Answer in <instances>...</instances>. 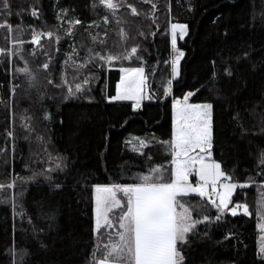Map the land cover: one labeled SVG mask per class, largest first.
<instances>
[{
    "label": "trees",
    "instance_id": "16d2710c",
    "mask_svg": "<svg viewBox=\"0 0 264 264\" xmlns=\"http://www.w3.org/2000/svg\"><path fill=\"white\" fill-rule=\"evenodd\" d=\"M126 2L140 15H131L123 6L113 15L100 0H8L9 13L0 0V49L6 50L0 55V184L5 185L0 189V264H89L96 239L93 186L139 182L140 176L160 166L164 181L170 180L172 154L160 142L171 139L173 100L189 92L190 103L213 104L212 159L221 163L232 182L249 185L238 187L229 209L247 204L252 214L232 216L226 211L221 221L197 224L199 235L190 236V245L184 246L185 264H264L259 250L264 219L257 212L264 196V165L259 164L264 150V0ZM60 9L66 10L61 16ZM105 15L108 23L102 19ZM76 19L82 23H68ZM175 22L187 24L189 31L178 42L184 56L180 74L173 77ZM33 29L52 30L54 36L42 37L37 45L32 43ZM89 33L96 35L95 42ZM136 45L137 52L131 53ZM88 48L130 58L101 67L98 58L85 63ZM222 58L232 67L230 77L223 72ZM45 62L47 70L41 67ZM25 67L36 75L34 87L19 71ZM121 67L145 70V95L153 98L144 99L138 110L133 101L108 99L116 93ZM76 84L81 90L64 99L68 86L76 91ZM61 163L62 170L57 168ZM33 173L52 180L44 174L21 179ZM13 178L15 187L8 188ZM189 180L197 182L195 173ZM57 183L60 188L54 187ZM178 199L193 219L218 214L208 198Z\"/></svg>",
    "mask_w": 264,
    "mask_h": 264
},
{
    "label": "snow or ice",
    "instance_id": "6c2138e0",
    "mask_svg": "<svg viewBox=\"0 0 264 264\" xmlns=\"http://www.w3.org/2000/svg\"><path fill=\"white\" fill-rule=\"evenodd\" d=\"M144 3H150L151 0H142ZM107 9L113 11L120 7L130 9V14L139 16L140 11L132 3L122 0V3H116L115 0H100ZM4 9L10 13L11 5L8 0H3ZM155 8V4L152 5ZM66 11V10H61ZM33 16H39L38 10H32ZM60 19V16H57ZM108 23V16L103 18ZM120 23L119 20L116 21ZM69 24H81L79 19L68 21ZM93 25L96 21L92 22ZM3 25H0L2 27ZM11 25L8 28L11 29ZM91 27V25L89 26ZM68 35H71L72 29H65ZM188 32V25L182 23L171 24V46L174 56L171 60V75L178 76L179 64L184 52L177 47V36L182 39ZM91 40L96 41V35L89 33ZM140 35H144L143 32ZM48 37L51 40L54 36L52 30L32 31V43L39 45L42 37ZM107 36V32H105ZM127 39V34H124ZM59 35L55 40L59 42ZM23 43V41H20ZM101 44L105 41H100ZM43 47V45H41ZM139 45L131 47V53H136ZM58 50V49H57ZM88 56L85 63H91L98 58L99 61L111 66L113 61L118 59H128L129 55L113 54L101 55L88 48ZM127 51V50H126ZM6 54L5 49H0V55ZM245 57L248 53L243 54ZM141 59V57H137ZM237 60L240 57L236 58ZM67 63V61H65ZM224 65L223 72L226 76H232V67L228 61L222 58ZM212 86L216 88L217 71L216 62L212 61ZM41 67L45 70L49 68L47 62ZM28 77L29 86L34 87L36 75L27 67L19 69ZM123 75L116 87V94L108 97L110 101H134L133 107L140 108L144 99H152L151 95L146 96L145 89V70L143 67H121ZM49 84L53 83L50 75L46 77ZM87 83V80H85ZM67 84V81H64ZM169 88L165 89V94L170 91L171 80L168 81ZM63 85L57 84L56 87ZM81 90L80 84H76V91L71 86L67 88L69 96H75L76 92ZM15 91V88L13 89ZM193 93L189 92L183 99H174L172 102L173 122L172 133L169 141H161L171 151V179L164 181L162 166L150 170V174L139 177V182L134 183H111L94 185V212H95V245L91 253L92 259L89 264H185L184 246L190 245L191 237L199 234L196 231V225L207 221L212 224L215 221H221L223 214L230 211L232 216L237 215V209L242 208L246 215H251L247 204H237L229 209L233 191L238 187L237 183L232 182V176L222 169L219 161L212 159L213 148V104L190 103L189 97ZM45 118H50L45 113ZM234 119L239 122V113L235 114ZM242 127V125H240ZM29 131L32 129L25 125ZM242 131H247L242 129ZM264 131V128L261 129ZM8 136H13L12 131H8ZM41 138L42 137H38ZM140 140L139 137L136 138ZM140 145L145 146L146 141L140 140ZM259 164L264 165V150L261 151ZM62 163L57 168L62 170ZM48 172L51 169L47 170ZM264 171V169H262ZM195 173L199 177V183L193 185L189 177ZM44 173H33L31 177L21 178L22 180L35 179L36 175ZM45 179L52 180L50 175L44 174ZM251 180V178H250ZM240 187L249 185L241 184ZM5 187L0 184V189ZM8 188L15 187V178L7 185ZM55 188H60V184H54ZM222 189V191L220 190ZM195 193L200 197H208L211 204L217 209L218 214L213 218L203 215L202 219H193L189 208L178 197L187 196ZM215 196V199L212 197ZM15 206V205H14ZM118 210V211H117ZM258 215L264 219V196L258 202ZM115 217V219L113 218ZM261 231H264V223L259 225ZM116 228L115 233L111 229ZM102 229L104 231H102ZM207 235V232L204 233ZM231 235V233H229ZM113 236L116 239H113ZM227 238V237H226ZM264 239V237H262ZM44 246V245H42ZM101 252V255H97ZM260 252L264 254V245Z\"/></svg>",
    "mask_w": 264,
    "mask_h": 264
},
{
    "label": "rangeland",
    "instance_id": "374dc122",
    "mask_svg": "<svg viewBox=\"0 0 264 264\" xmlns=\"http://www.w3.org/2000/svg\"><path fill=\"white\" fill-rule=\"evenodd\" d=\"M62 9H60L59 10V15L61 16V14L62 13H64V11L62 12L61 11ZM175 23H179V22H175ZM182 24H185V23H182ZM188 31H189V29H188ZM187 35H188V32H187ZM187 35H185L182 39L180 38V36L178 35L177 36V45H178V42H179V40H184L185 38H186V36ZM110 85H112V82L110 81ZM145 89H144V93L146 92V90H147V88H148V82L145 80ZM129 101H131V100H129ZM134 102V101H133ZM197 177V180H198V182L197 183H199V177L198 176H196ZM197 183H192L193 185H195V184H197ZM239 187V186H238ZM238 187L233 191V194H232V196H231V200H232V197L236 194V192H237V190H238ZM221 191H222V189H220ZM187 196H196V197H200V196H198L197 194H195V193H190V194H188ZM201 198H208L207 196L206 197H201ZM209 199V198H208ZM215 199V198H214ZM230 204H231V202H230ZM118 211V210H117ZM238 212V211H237ZM192 215V214H191ZM114 219H115V217H113ZM262 223H264V220H263V222H261L260 224H262ZM259 229H260V227H259ZM113 233H115V231H116V228H113L112 230H111ZM260 231H261V229H260ZM262 237H264V231H261V233H260V239H259V250H260V248H261V246L262 245H264V239H262ZM113 239H116V237L115 236H113ZM261 256L264 258V254H262L261 253Z\"/></svg>",
    "mask_w": 264,
    "mask_h": 264
},
{
    "label": "crops",
    "instance_id": "0c3cea01",
    "mask_svg": "<svg viewBox=\"0 0 264 264\" xmlns=\"http://www.w3.org/2000/svg\"><path fill=\"white\" fill-rule=\"evenodd\" d=\"M123 75V73L120 71V77ZM145 77H146V75H145ZM116 94V93H115ZM111 102H115V101H111ZM179 198V197H178ZM237 215H241V214H243V215H246L244 212H243V210H242V208H238L237 209Z\"/></svg>",
    "mask_w": 264,
    "mask_h": 264
},
{
    "label": "built area",
    "instance_id": "2783aa9c",
    "mask_svg": "<svg viewBox=\"0 0 264 264\" xmlns=\"http://www.w3.org/2000/svg\"><path fill=\"white\" fill-rule=\"evenodd\" d=\"M173 56H174V52L172 51L170 61L172 60ZM136 109H138V108H136ZM212 198H215V196H213Z\"/></svg>",
    "mask_w": 264,
    "mask_h": 264
}]
</instances>
